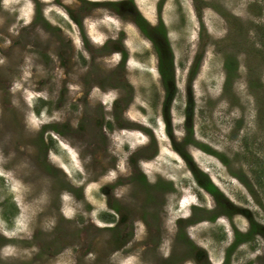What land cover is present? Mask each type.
<instances>
[{"label": "rangeland", "instance_id": "374dc122", "mask_svg": "<svg viewBox=\"0 0 264 264\" xmlns=\"http://www.w3.org/2000/svg\"><path fill=\"white\" fill-rule=\"evenodd\" d=\"M0 264H264V0H0Z\"/></svg>", "mask_w": 264, "mask_h": 264}, {"label": "trees", "instance_id": "16d2710c", "mask_svg": "<svg viewBox=\"0 0 264 264\" xmlns=\"http://www.w3.org/2000/svg\"><path fill=\"white\" fill-rule=\"evenodd\" d=\"M206 191H209L210 193L216 192V189L213 185H211L209 182H207L205 185L202 186ZM250 232H253V230H250Z\"/></svg>", "mask_w": 264, "mask_h": 264}]
</instances>
